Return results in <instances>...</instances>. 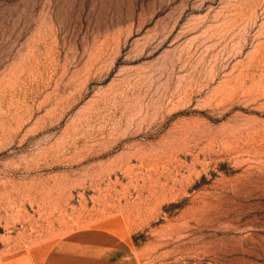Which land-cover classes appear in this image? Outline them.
Returning <instances> with one entry per match:
<instances>
[{
    "label": "rangeland",
    "instance_id": "obj_1",
    "mask_svg": "<svg viewBox=\"0 0 264 264\" xmlns=\"http://www.w3.org/2000/svg\"><path fill=\"white\" fill-rule=\"evenodd\" d=\"M79 231L264 264V0H0V264Z\"/></svg>",
    "mask_w": 264,
    "mask_h": 264
},
{
    "label": "crops",
    "instance_id": "obj_2",
    "mask_svg": "<svg viewBox=\"0 0 264 264\" xmlns=\"http://www.w3.org/2000/svg\"><path fill=\"white\" fill-rule=\"evenodd\" d=\"M99 237L87 231H79L75 235L62 237L52 243L39 255L33 257L34 264H89L90 250L95 249ZM97 250V248L95 249ZM94 255H97L95 252Z\"/></svg>",
    "mask_w": 264,
    "mask_h": 264
}]
</instances>
